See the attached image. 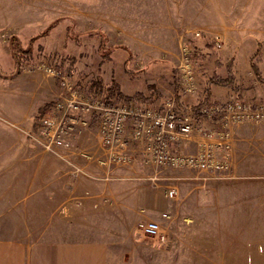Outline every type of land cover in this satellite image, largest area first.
Here are the masks:
<instances>
[{"label":"rangeland","instance_id":"rangeland-1","mask_svg":"<svg viewBox=\"0 0 264 264\" xmlns=\"http://www.w3.org/2000/svg\"><path fill=\"white\" fill-rule=\"evenodd\" d=\"M13 38L30 48L20 67ZM214 39H220V48ZM183 41L199 51L194 55L195 100L208 77L228 78L230 69L228 87L237 97L264 102V83L251 69L253 63L264 75V0H0V178L18 168L4 163L16 144L36 142L39 117L59 91L40 63L55 62L89 96L105 98L113 78L129 97L152 82L167 88L160 93L165 96ZM214 87L225 99L222 86ZM24 113L30 127L19 121ZM230 133L229 141L214 144L218 156L227 154L229 171L203 177L190 169H156L140 155L129 165L101 167L95 161L100 147L92 124L72 141L70 151L82 161L86 175L75 184L92 211L52 227L71 207L65 203L54 213L36 212L39 228H21L27 212L19 211L31 196L24 188L4 192L8 181L0 180V237L24 230L101 238L107 264H264V123H242ZM47 153L22 155L54 158ZM170 187L176 190L172 196ZM152 219L161 223L164 240L139 234L138 224Z\"/></svg>","mask_w":264,"mask_h":264},{"label":"built area","instance_id":"built-area-1","mask_svg":"<svg viewBox=\"0 0 264 264\" xmlns=\"http://www.w3.org/2000/svg\"><path fill=\"white\" fill-rule=\"evenodd\" d=\"M199 35L194 31V36ZM213 44L220 48V39H214ZM38 67L57 80L59 91L39 117L36 142L43 151L61 158L64 156L61 150H71L72 141L93 124L100 147L95 161L101 167L129 165L135 155H140L144 163L156 169H190L203 177H218L229 171L230 163L227 154L217 155L214 144L229 141L232 126L264 123V102L260 101L233 97L209 101L197 111L178 108L174 93L159 105L142 106L126 100L107 103L99 94H85L55 62L43 61ZM175 70L180 92L194 94L197 81L191 42L180 43ZM200 119L215 121L217 126L204 127L198 123ZM194 133L200 137L195 150L183 151L181 141ZM81 171L82 168L75 167L70 174L77 176ZM168 193L172 196L176 190L170 187ZM137 229L147 239L164 240L158 220L140 222Z\"/></svg>","mask_w":264,"mask_h":264},{"label":"crops","instance_id":"crops-1","mask_svg":"<svg viewBox=\"0 0 264 264\" xmlns=\"http://www.w3.org/2000/svg\"><path fill=\"white\" fill-rule=\"evenodd\" d=\"M115 82L117 83L116 80ZM174 82L171 90H168V94L174 93L175 95ZM149 85H151V88ZM163 88L165 87L162 83H148L146 86L147 90L136 92L142 93L145 97L149 96L152 92L155 95V98L148 102H140L135 99H130V102L142 106L159 105L162 100L168 96V94L161 96L160 93H164ZM221 88V90L226 91L227 99H222V97L219 96V93L221 92L216 91V87L213 85L210 87V97L215 93L217 98L210 101H225L237 97V93L233 92L235 90H231L234 89L232 86H222ZM165 89L167 91V88ZM119 91L122 92L121 90ZM197 94V100H195L194 95L181 93L179 102H176L177 107L190 109L192 105H195L202 100L204 89H198ZM240 97L243 98L242 95ZM257 100L259 99L256 98L253 102H259ZM191 101L192 103H190ZM19 121L26 127H30L29 114L24 113ZM19 121L18 123H20ZM198 123L204 127L217 126L216 122H211L205 119H200ZM245 126L247 125L238 127ZM199 140V135L194 133L189 139L181 141L180 148L186 152H193ZM76 141L77 138L75 139V142ZM16 145L14 155L10 156L9 161L5 159L4 163L16 164L18 165V168L15 172L5 173L3 174L4 176L1 175L3 177H1L0 180L8 181L4 192H7L9 189V193L12 194L13 192H16V189L24 188L27 191L26 195L31 196L30 204L27 207H23L19 212H27V215L29 212L34 214L32 216L22 215L20 218L22 224L21 228H39L41 225L38 224L39 221L37 219L39 215H35L36 212L40 214L43 211L51 210L50 213H54L65 203H71V207L64 210V214L62 213V216L56 219V221H52V227H56L58 222L65 217L71 218V216H78L84 210L85 212L92 211L91 207H87L89 201L84 200L81 195L80 184L78 183V186L75 184L78 180L85 178L84 175L86 174L79 173L77 176H72L70 174L74 166L84 169L83 166L79 164V162L82 161L77 159L76 156H73L70 149L65 151L66 153L62 152L64 155L62 158L55 153H47L54 157L49 158L46 156L40 157L31 154H27L26 156L22 155L28 150L30 153H33L36 150L40 151L41 147L36 142H34L33 145H28L26 142L22 141ZM72 147L74 148L73 143L71 149ZM25 168L30 170L26 171L24 170ZM48 205H50V207H48ZM86 207L87 209H85ZM48 232L49 233L42 232L39 235H31L29 231L24 232L23 230L21 233H14L0 237V264H107L108 249L106 243L101 238H68L58 235L54 233V231Z\"/></svg>","mask_w":264,"mask_h":264},{"label":"trees","instance_id":"trees-1","mask_svg":"<svg viewBox=\"0 0 264 264\" xmlns=\"http://www.w3.org/2000/svg\"><path fill=\"white\" fill-rule=\"evenodd\" d=\"M16 41L17 40L15 38H13L11 44L16 45L15 49L18 47V49H16V51L14 52V57H15L14 59L18 65V67H20L22 64H24V61L29 58L30 48H26V49L21 48L20 43H18ZM100 45H103V41L101 42ZM205 46L210 47V46H212V43H206ZM122 49L127 51L126 48H122ZM198 52H199L198 49L194 48V55H198ZM251 65H252L251 69L255 75L256 80L259 81L260 83H264V75H261V73L258 71V68L253 63H251ZM127 72H130V71L127 70ZM174 81H175L174 82L175 83V85H174L175 101L178 103L179 99L181 97V92L178 88L176 74L174 75ZM231 83H232V78H231L230 69H228V78H222V77H218V76H215L214 74H212V76L208 77L205 81L204 96H203L202 100L199 101L198 103H196L195 105H192L190 107V109L197 111L201 106H203L204 104H206L210 101V95H211L210 87L212 85L229 86ZM98 84L101 85V83H98ZM149 87L151 88V85H149ZM153 95L154 94L151 92V94L149 96L145 97L142 93L136 92L133 96L129 97L127 95H124L122 92H120L118 89V85L115 82V80L111 79L109 85H106L105 100L107 103H111L112 98L117 96V97L122 98L124 100L135 99V100H138L140 102H148V101H152L155 98V95L154 96Z\"/></svg>","mask_w":264,"mask_h":264}]
</instances>
